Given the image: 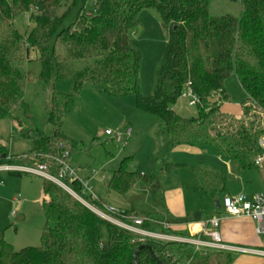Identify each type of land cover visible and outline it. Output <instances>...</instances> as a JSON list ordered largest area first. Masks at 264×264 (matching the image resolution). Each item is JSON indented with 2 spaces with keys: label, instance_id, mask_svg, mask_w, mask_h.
<instances>
[{
  "label": "trees",
  "instance_id": "16d2710c",
  "mask_svg": "<svg viewBox=\"0 0 264 264\" xmlns=\"http://www.w3.org/2000/svg\"><path fill=\"white\" fill-rule=\"evenodd\" d=\"M89 1L13 0L9 4L0 0V119L17 121L15 112L19 110L27 114L25 96L30 83L53 87L48 116L52 134L23 129V137L33 146L25 154V163L15 160L20 156H11L1 142L0 163L45 167L46 173L55 177L61 170L59 160L83 169L78 161L85 148L64 132L59 99L65 100L64 110L68 111L90 85L109 97H135L136 109L159 122L160 133L166 134L172 151L183 147L212 150L225 161L239 163L244 171L256 168L264 138V0H239L238 17H212V0H95L88 8ZM146 9L159 14L169 35L157 68L156 87L149 97L142 95V56L130 36L140 25L139 14ZM23 14H30L34 24L26 34L14 23ZM32 53H36L35 59ZM33 63L40 65L39 72L31 69ZM233 74L246 95L240 116L221 111V104L230 102L225 82ZM67 83H71V93L57 91ZM185 88L200 100L198 116L190 119L173 109ZM214 97L221 104L210 106ZM18 125L22 126L19 121ZM94 143L99 144L100 139ZM127 163L124 159L113 172L107 184L111 191L120 196L134 188L153 197L163 193L157 176L129 171ZM177 168L166 160L160 162L161 173H173ZM194 176L200 192H227L225 173L197 167ZM42 182L46 225L41 246L15 251L0 230V264H210L195 252L194 245L141 240L102 220L55 183L44 178ZM65 182L81 193L79 180ZM86 198L92 201L90 195ZM92 202L99 207L104 203L101 199ZM118 216L129 224L134 218L144 219L141 229L151 233L191 237L166 229L161 215L131 209L120 211ZM101 225L108 232L104 243ZM227 259L217 264H232L233 259Z\"/></svg>",
  "mask_w": 264,
  "mask_h": 264
},
{
  "label": "rangeland",
  "instance_id": "374dc122",
  "mask_svg": "<svg viewBox=\"0 0 264 264\" xmlns=\"http://www.w3.org/2000/svg\"><path fill=\"white\" fill-rule=\"evenodd\" d=\"M6 1L9 4L13 2V0ZM94 1H89L88 8L93 6ZM210 14L212 17L227 14L238 17L240 2L212 0ZM138 19L140 25L130 33V36L142 56L140 71L142 95L149 97L153 95L156 87V72L163 58L169 35L162 27L160 16L155 10H143ZM14 23L23 34L29 33L34 25L30 14L16 17ZM36 56V53H32L34 59ZM31 69L36 72L41 70L40 65L36 63L31 65ZM225 90L230 102L221 104L215 99L217 97H214L209 100L210 106L221 104L222 112L237 116L246 95L235 74L226 80ZM52 91L51 86L39 82L30 83L25 96L27 114L24 110H19L15 112L17 121L0 119V142L9 148L11 156L22 157V160L20 157L15 159L19 163L24 164L27 158L25 154L33 149L32 144L23 137V129L25 131L41 129L47 135L52 134V126L48 120ZM57 91L71 93V83L64 86L62 84ZM59 100L63 105L61 107L64 113V132L82 143L85 148L83 158L78 161L80 167H83L79 175L82 178L88 177L93 192L118 212L133 208L144 215H163V218H173L174 221L179 222L180 216L184 217L188 211H214V195H201L195 188L194 169L207 167L225 173L229 178V164L216 152L185 147L172 151L169 148L168 137L160 133L159 122L138 111L135 107L136 98L133 96L109 97L98 89L86 85L76 97L70 110L65 111V100L61 98ZM173 109L187 119L198 116L197 107H190L188 100L184 98H181ZM18 121L22 124L21 127ZM128 128L132 130L130 137H127ZM106 131H110L113 135L107 136ZM96 138L100 139L99 144L94 143ZM124 159H128L129 171L157 176L163 187V193L153 197L149 192L134 188L125 196H120L111 191L107 184ZM163 160L177 165L178 168L173 173H161L160 162ZM17 165L22 168H32L27 165ZM231 166L238 164L232 163ZM0 178L4 182V185L0 184V230L4 231L5 239L15 251L40 247L46 225L42 208L44 198L42 178L28 173L22 176L2 174ZM123 222L129 224L128 220ZM174 229H177L173 230L175 233L187 231L185 226H175ZM100 231L101 241L107 242V227L101 225ZM195 252L210 264L228 260L225 252L203 251L197 247ZM250 258L254 257L237 254L234 256L233 264H242ZM261 261L264 264V259Z\"/></svg>",
  "mask_w": 264,
  "mask_h": 264
},
{
  "label": "built area",
  "instance_id": "2783aa9c",
  "mask_svg": "<svg viewBox=\"0 0 264 264\" xmlns=\"http://www.w3.org/2000/svg\"><path fill=\"white\" fill-rule=\"evenodd\" d=\"M182 98L188 100V104L190 107H197L200 103L199 98L192 92L190 88H185L182 94ZM106 135L112 136L113 134L110 131H106ZM131 135L132 130L128 128L127 137H130ZM118 137L120 138L121 135L119 134ZM260 147L263 149V154L257 157V159L255 160L256 166H261L264 164V138L260 141ZM58 163L61 165V170L57 177L47 174L45 167L22 168L18 165L9 163L8 161L0 163V176L2 174L28 173L49 180L59 186L64 192L74 197L80 203L92 210L102 220L132 232L133 234L139 236L141 240L145 238H151L167 242L187 243L194 245L198 249L209 248L217 251H240L264 258V250L237 249L226 246L223 243L222 237L219 232L222 222V218L220 217H211L205 222L206 230L204 232V236L209 238V241L179 236H168L145 231L141 229V225L144 222V219L142 218H134L133 224L124 223L123 219L118 216L120 212H118L114 207L106 203H103L102 207H99L92 202L100 201V199L93 192V188L91 187V183L89 182L88 177L82 178L79 175L81 170L74 168L60 160L58 161ZM93 174H95V172H93ZM66 179H69L70 181L79 180L83 187L81 193H78L71 187H69V185L65 182ZM0 184L4 185V182L1 180V178ZM87 195L91 196L92 201H89L86 198ZM221 209L223 210L225 218L246 217L254 220L257 223V234L261 237H264V194L248 196L241 193L233 196H225L221 202ZM165 228L170 229V226L168 224H165Z\"/></svg>",
  "mask_w": 264,
  "mask_h": 264
},
{
  "label": "crops",
  "instance_id": "0c3cea01",
  "mask_svg": "<svg viewBox=\"0 0 264 264\" xmlns=\"http://www.w3.org/2000/svg\"><path fill=\"white\" fill-rule=\"evenodd\" d=\"M241 113H242V109L240 110V113L237 116H240ZM169 148H170V143H169ZM226 162L229 164L230 170H229V178L227 177L228 178L227 192L225 194H220L213 189L208 190L206 192H200L198 191L195 182V188L198 193H200L201 195H205V194L214 195V200H215L213 203L214 211L212 212L188 211L184 217L180 216L181 219L179 222L174 221L173 218L172 219L164 218L165 223L168 224L170 226V229L172 230L179 229V228L174 229L175 226H185L187 227V231L184 233H189L191 236L190 238L209 241V238L204 236V232L206 230L205 222L211 217H220L222 218V222L219 232L222 237V241L226 246L237 249L264 250V237H261L257 234V223L254 220L246 217L225 218L223 214V210L221 209V202L225 196H233L241 193L246 194L248 196H254L256 194H264V164L261 166H256V168L252 170L244 171L239 163L228 162V161ZM232 163H237L238 166H231ZM232 167H236V168H232ZM98 197L99 199L103 200L100 196ZM217 200L220 201V208H217L215 205V202ZM103 202L106 203L104 200ZM122 210L127 211V210H131V208L122 209ZM202 249L203 251L212 250L217 252V250L214 249H209V248H202ZM218 252H225V254L230 256L233 259L232 264L234 262V256L237 254H244L247 256L251 255L248 253H244L240 251H232V250L218 251ZM251 256L254 258L252 259L250 258L247 262H244L242 264H260L262 262L261 259H264L256 255H251Z\"/></svg>",
  "mask_w": 264,
  "mask_h": 264
},
{
  "label": "water",
  "instance_id": "95a60500",
  "mask_svg": "<svg viewBox=\"0 0 264 264\" xmlns=\"http://www.w3.org/2000/svg\"><path fill=\"white\" fill-rule=\"evenodd\" d=\"M215 205H216L217 208H220V201L217 200V201L215 202ZM135 259H136V256H135Z\"/></svg>",
  "mask_w": 264,
  "mask_h": 264
}]
</instances>
